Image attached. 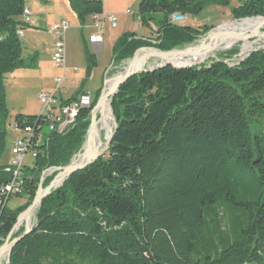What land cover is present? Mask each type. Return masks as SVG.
Here are the masks:
<instances>
[{
	"label": "trees",
	"instance_id": "trees-1",
	"mask_svg": "<svg viewBox=\"0 0 264 264\" xmlns=\"http://www.w3.org/2000/svg\"><path fill=\"white\" fill-rule=\"evenodd\" d=\"M232 1L141 0L142 25L156 37L123 34L112 66L141 47L168 51L195 42L212 27L175 24L172 16ZM237 1L236 19L264 17V0ZM68 3L81 27L105 13L103 0ZM26 4L0 0V184L12 174L1 163L10 117L6 76L38 65V55H23ZM86 55V77L65 103L85 94L98 65L96 54ZM101 91L63 133L50 131L41 115L15 117L17 128L34 127L42 140L16 196L29 201L16 209L11 199L0 201V247L44 173L82 149ZM112 109L117 127L107 152L42 200L35 228L14 245L9 264H264V49L236 65L221 57L139 73L121 85Z\"/></svg>",
	"mask_w": 264,
	"mask_h": 264
},
{
	"label": "rangeland",
	"instance_id": "rangeland-1",
	"mask_svg": "<svg viewBox=\"0 0 264 264\" xmlns=\"http://www.w3.org/2000/svg\"><path fill=\"white\" fill-rule=\"evenodd\" d=\"M103 1L105 4L106 14H112L117 17V25L111 26L109 22L106 24L104 30V41L101 46V53H98V50L90 41L91 34L96 31L95 21L91 19V16L87 17L85 26L81 27L75 13L69 6L68 0H26L33 16L31 21L28 23V26L22 27L24 30V35L21 38L24 47L23 55L25 58H29L33 55H38V65L36 68L16 69L6 76V102L10 111V117L8 125L7 145L1 158L2 164H8L13 158L12 149L18 142L19 137L14 122L15 117L18 114L29 116L41 115L44 112V106L39 100V95L42 92H55V89L57 87L56 80L58 78H65V81L63 82L65 91L62 93L64 99L72 97L80 89L82 81L86 77V70L88 66L86 55L87 49L91 53L97 55L98 65L93 70V74L85 86V94L83 95L89 97L90 102L85 105L84 108L90 107L91 102L95 98L99 89H103V87L105 86V80L118 75L123 70L124 65L128 61H130L129 59L131 58L124 60L120 66H112L114 56L113 46L120 36L125 33H135L136 36L143 39H154L156 37L152 34L149 28L142 25L138 13L141 0ZM239 5V1L233 0L231 2V6H207L199 14H189V20L184 22L182 25H188L198 30H201L203 27L208 26L212 27L213 30L225 23L230 24L234 22H240L244 19H236L231 11L232 8L238 7ZM20 19L23 20V17H21ZM61 19H67L71 24V28L66 34L67 60L65 67H58L57 64L53 61L52 57L55 39L47 30L52 24L60 21ZM35 23L41 24V26H34ZM42 26L43 28H41ZM220 31L225 32V30ZM257 31L259 35L249 38L248 36H250L252 32H255L250 31L244 36L246 39L238 41L233 45V40L227 43L223 42L224 45L222 47L231 46V48L225 51H216L217 54L210 56L199 64L205 63L207 61L209 62L213 59L221 57L228 59L231 65L238 64L240 60H244L252 52L264 49V26L261 28H257ZM208 33H206L195 42L184 45L177 49H183L190 46L188 47L189 49L194 45H197L199 43L201 44L203 41H205L204 39L206 38ZM234 50H237V53H234ZM143 53L139 54L137 58H139ZM184 57H186V55ZM110 104V109L112 110L110 124L113 132L117 127V121L112 109V101L110 102ZM98 120H101L100 112L98 113ZM112 132L108 137V131H106V129L102 131V136L104 138V148L107 145ZM86 140L84 144L86 143ZM83 146L82 149H84ZM82 149L80 150V152L82 151ZM80 152H78L72 158V160L75 159V157ZM33 160L34 159L32 158V156L29 155L27 157L26 165L32 166ZM54 173L57 172H52L51 170H49L46 173L45 178L47 176L53 175ZM28 201V197L26 196L15 197L9 202V207L16 209L21 205L26 204ZM39 207H37L35 211L33 226H36L37 224V211ZM25 225L18 230H15L11 241L24 232ZM9 263L8 255H6L5 259H0V264Z\"/></svg>",
	"mask_w": 264,
	"mask_h": 264
},
{
	"label": "built area",
	"instance_id": "built-area-1",
	"mask_svg": "<svg viewBox=\"0 0 264 264\" xmlns=\"http://www.w3.org/2000/svg\"><path fill=\"white\" fill-rule=\"evenodd\" d=\"M132 13V12H130ZM31 9L26 4L22 17L25 23H29L32 19ZM95 20V33L90 36V41L93 44L102 45L104 41V30L106 24L109 22L111 26L117 25V17L115 15H93ZM188 15L177 13L174 23L183 24L188 21ZM71 28L70 21L67 19H61L60 21L52 24L48 28V32L54 37L55 44L53 50V61L58 67L66 66V34ZM21 30V38L24 35L23 28ZM99 51V50H98ZM65 78H58L56 80L57 87L53 93H40L39 100L44 106V112L41 116L49 124L50 131H56L57 133L65 132L71 127L80 110L90 102L89 97L81 95L77 100L70 103H65L62 93L65 91L63 82ZM19 137L18 142L12 149L13 158L7 164V170L11 171V178L8 182L0 184V201L13 199L20 194L25 187L24 168L26 166L27 157L30 155L33 159L37 157V146L42 140L41 134H37L34 127L27 126L23 129L17 128Z\"/></svg>",
	"mask_w": 264,
	"mask_h": 264
},
{
	"label": "bare ground",
	"instance_id": "bare-ground-1",
	"mask_svg": "<svg viewBox=\"0 0 264 264\" xmlns=\"http://www.w3.org/2000/svg\"><path fill=\"white\" fill-rule=\"evenodd\" d=\"M176 15L177 14H174L172 16L173 21L175 20ZM263 26H264V19L261 17L246 18L240 22H234L230 24L225 23L222 26H220L218 31L225 30V32H232L238 36L244 37L250 31H257V28H261ZM208 38H207L208 40L206 39L207 41L205 40L201 44L199 43L197 45H194L183 53H176L172 56L164 57V58H160L158 56H151L147 58V55L153 54L155 51L141 50L137 54L134 62L131 60L128 61L124 65L123 70L118 75H115L114 77L108 79L106 83L105 93H108L114 87L115 82L119 76L123 75L131 68L135 70H143L147 68H153L160 64H165L167 62H171L179 66L180 65H192L193 66V65L203 62L205 59L209 58L210 56L217 54L216 51H225L231 48V46L222 47L224 45L223 42L227 43L233 40L232 45L238 42V40L226 36L225 33L221 34L218 37H212L210 35ZM143 51L145 52L139 58H137L138 55ZM185 55L186 57H184ZM110 106L111 104L109 100L105 103L100 104L99 107L97 108V113L100 112L101 120L98 121L96 130L90 136V140L93 144L92 150L95 154L102 152V150L104 149V138L102 136V131L106 129V131H108L107 133L108 137L110 133L112 132L111 124H110L112 110L110 109L111 108ZM88 152H89V149L87 145L85 144L84 149H82V151L75 157V160L80 161V160L86 159L88 156ZM60 181L61 180H59L58 183ZM35 211H36V208H34L26 218L21 220L16 230L23 227L26 223H28V225L32 227ZM5 258H6V255L2 258V260Z\"/></svg>",
	"mask_w": 264,
	"mask_h": 264
},
{
	"label": "water",
	"instance_id": "water-1",
	"mask_svg": "<svg viewBox=\"0 0 264 264\" xmlns=\"http://www.w3.org/2000/svg\"><path fill=\"white\" fill-rule=\"evenodd\" d=\"M261 17V16H259ZM255 18V17H254ZM264 19V17H261ZM246 19V18H245ZM220 27L211 30L206 38L204 40H206L210 35L212 37H218L221 34L225 33L228 37L234 38L238 41L244 40L246 39L245 37H241L238 36L232 32H221L218 31ZM259 35L258 31L252 32V34L250 36H248L249 38ZM190 47V46H188ZM188 47L183 48V49H172V50H161L159 48L156 47H141L139 48L134 56L129 59L131 61H135L137 54L141 51V50H153L155 51L153 54L147 55V58L151 57V56H158L160 58H164V57H169L172 56L176 53H183L185 51L188 50ZM100 51V50H99ZM101 53V52H100ZM168 64L173 65L176 68H187V67H192V65H175L171 62H167L165 64H160L156 67L153 68H149V69H143V70H135L133 68H131L130 70H128L126 73H124L123 75L119 76L115 82L114 87L108 92L105 93V89H106V83L108 81V79L105 80V86L103 87L100 97L98 99L97 105L94 107L93 111H92V118H91V125L89 127L88 130V134H87V140H86V145L89 149L88 152V156L86 159L84 160H80V161H76L75 159H73L69 164L64 165V166H60V167H56V168H51L50 170L53 171H59V173L55 176V178L51 181V183L47 186V187H43V182L45 179V175L47 172L44 173V175L42 176L41 182L39 184V188L37 191V194L35 196V198L33 199L32 203L27 207L26 210H24L18 217L17 222L15 223V225L13 226L12 230L10 231L6 241L4 242V244L0 247V259H2L5 255H8V263L10 262V253L14 247L15 244H17L22 238H24L26 235H28L34 228L35 226L30 227L28 225V223H26L25 225V230L22 234H20L18 237H16L15 239H13L11 241V238L19 224V222L21 220H23L24 218H26L31 211L34 208H37L40 206V204L42 203V200L49 195L53 190H55L56 188H58L59 186L63 185L64 181L73 173L79 172L83 169H85L87 166L93 164L96 160H98L101 156H103L106 151L108 150L112 139L116 133V129L112 132L111 137L109 138V141L107 143V145L105 146V148L102 150V152L95 154L92 150V142L90 140V136L91 134H93V132L96 130L97 128V123H98V113H97V108L99 107L100 104L105 103L107 101L110 100V102L112 101V99L114 98V96L117 94L119 88L121 87V85H123L127 80H129L130 78H132L133 76L142 73V72H151V71H155L156 69L162 68ZM84 144V146H85ZM83 146V148H84ZM61 180L59 183L58 181Z\"/></svg>",
	"mask_w": 264,
	"mask_h": 264
},
{
	"label": "crops",
	"instance_id": "crops-1",
	"mask_svg": "<svg viewBox=\"0 0 264 264\" xmlns=\"http://www.w3.org/2000/svg\"><path fill=\"white\" fill-rule=\"evenodd\" d=\"M105 5V4H104ZM103 15H109V14H106V12L103 14ZM91 19H93L94 20V17H93V15L91 16ZM95 21V20H94ZM34 26H41V24H34ZM41 28H43V26L41 27ZM95 33V32H94ZM94 46H95V48L97 49V50H100V52H101V46L102 45H99V44H94ZM67 60V59H66Z\"/></svg>",
	"mask_w": 264,
	"mask_h": 264
}]
</instances>
